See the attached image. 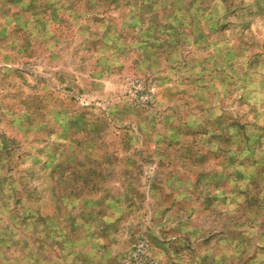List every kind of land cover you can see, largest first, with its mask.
<instances>
[{
    "label": "rangeland",
    "instance_id": "obj_1",
    "mask_svg": "<svg viewBox=\"0 0 264 264\" xmlns=\"http://www.w3.org/2000/svg\"><path fill=\"white\" fill-rule=\"evenodd\" d=\"M0 12L16 14L23 49L0 62V264H126L139 240L153 264H264V0H0ZM55 81L92 96L64 136L42 97ZM133 84L154 88L151 105L130 99ZM158 125L177 135L124 148L137 175L125 164L114 185L101 134L134 127L151 144ZM115 186L118 217H92L91 198L103 210Z\"/></svg>",
    "mask_w": 264,
    "mask_h": 264
},
{
    "label": "crops",
    "instance_id": "obj_2",
    "mask_svg": "<svg viewBox=\"0 0 264 264\" xmlns=\"http://www.w3.org/2000/svg\"><path fill=\"white\" fill-rule=\"evenodd\" d=\"M15 17V18H13ZM15 20V22H13ZM18 18L16 14L10 13L8 16L0 12V62H3L5 60L6 56L10 58L14 57L20 53H22V48L19 46V43L17 39L14 37L12 28L10 27L13 24H18ZM1 64V63H0ZM3 64V63H2ZM1 80V76H0ZM85 84H89L86 83ZM110 85V86H109ZM105 90H107L109 87H112L111 84H104ZM46 88H42V97L46 96L47 101L46 104L52 102L48 107H47V117L46 120L52 121V125L55 128V133L59 134V136H64L63 133L59 132L61 128L64 126V122H69L71 119L76 120L78 118H89V114L91 113V108L90 105L92 104L91 98L92 96L87 94H83L81 96L77 95L75 92V88L73 90H68L66 91L65 89H62L61 91V86L58 81L53 82L52 88H51V98H49L47 95L49 92L45 91ZM0 91H1V86H0ZM76 94V95H75ZM22 100H20L21 103ZM44 104V103H43ZM127 107V106H126ZM131 111L133 109L130 108ZM43 112V110H41ZM22 117V116H21ZM118 118V117H117ZM140 118L143 120H149V123H152V117L147 116V115H140ZM25 119V118H23ZM119 119V118H118ZM22 118H20V122H22ZM119 125V124H117ZM41 126L42 124H37L36 131L37 133H41ZM147 126V127H148ZM21 129L25 130L24 136L26 137V129L27 126H21ZM156 131L153 132L152 135H147L148 142H151V144H143L141 141H139V133L136 128L132 127L130 131H124L123 129H115L111 130L108 133L101 134L102 139H110L111 144L114 146L115 150V155H117V160L119 158V165H116L113 170V174H115L116 178H120L119 181H115L113 183L114 185H119L122 184L121 178L123 176V172L125 169V164L127 165L128 168L131 169L132 175H137L136 168L137 166L136 163L138 160H129L125 162V157H124V148H164L163 144V138L164 136H172V135H177V133H174V130H169L165 129L164 125H158ZM0 130L6 132L7 134H11V129L9 127H6L4 123L0 122ZM84 148H86L84 146ZM133 166V167H132ZM112 168V167H110ZM119 168V174L116 170ZM108 193H111L109 196L106 197ZM103 197H105L106 201V208L103 210H98L96 209L97 205V198L92 197L91 198V212L90 215L92 217L98 216L100 219H106L108 220V223L110 221V218H116L118 217V212H121L122 207L120 209H117V205L120 204V202L123 201V192L120 191V188L112 187L107 189L106 192H103ZM137 198H135L136 200ZM121 205V204H120ZM95 206V207H94ZM96 209V210H95ZM112 211L114 212L112 214ZM172 210H169L165 216H169V222H166L163 220L161 224H169L170 221L172 222ZM163 212V211H162ZM160 212V213H162ZM99 219V220H100ZM189 222H182L183 227H188L190 226L188 224ZM92 224V222H91ZM158 228V226H157ZM158 235L160 236L163 234V232L157 230ZM132 238H128L125 240V242H130Z\"/></svg>",
    "mask_w": 264,
    "mask_h": 264
},
{
    "label": "built area",
    "instance_id": "obj_3",
    "mask_svg": "<svg viewBox=\"0 0 264 264\" xmlns=\"http://www.w3.org/2000/svg\"><path fill=\"white\" fill-rule=\"evenodd\" d=\"M155 90L153 87H144L133 84L129 89V97L136 104L151 105L154 101ZM126 264H153L150 254V244L146 240H139L127 254Z\"/></svg>",
    "mask_w": 264,
    "mask_h": 264
}]
</instances>
